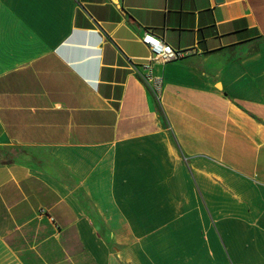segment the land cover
Segmentation results:
<instances>
[{"label":"crops","instance_id":"obj_1","mask_svg":"<svg viewBox=\"0 0 264 264\" xmlns=\"http://www.w3.org/2000/svg\"><path fill=\"white\" fill-rule=\"evenodd\" d=\"M0 264H264V0H0Z\"/></svg>","mask_w":264,"mask_h":264},{"label":"built area","instance_id":"obj_2","mask_svg":"<svg viewBox=\"0 0 264 264\" xmlns=\"http://www.w3.org/2000/svg\"><path fill=\"white\" fill-rule=\"evenodd\" d=\"M141 41L149 48L152 54L149 60L150 62L145 67L146 74H144L142 78L148 89L155 96L156 100L160 102L164 90V80L161 76L154 74L153 65L155 63L166 64L181 60L188 56L192 51L174 48L162 38L154 35L151 31H147L142 36Z\"/></svg>","mask_w":264,"mask_h":264}]
</instances>
